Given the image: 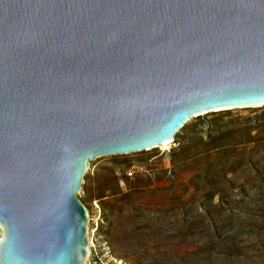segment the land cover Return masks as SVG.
Here are the masks:
<instances>
[{
    "label": "water",
    "instance_id": "95a60500",
    "mask_svg": "<svg viewBox=\"0 0 264 264\" xmlns=\"http://www.w3.org/2000/svg\"><path fill=\"white\" fill-rule=\"evenodd\" d=\"M264 107V0H0V264H85L91 161Z\"/></svg>",
    "mask_w": 264,
    "mask_h": 264
},
{
    "label": "rangeland",
    "instance_id": "374dc122",
    "mask_svg": "<svg viewBox=\"0 0 264 264\" xmlns=\"http://www.w3.org/2000/svg\"><path fill=\"white\" fill-rule=\"evenodd\" d=\"M260 124L264 107L208 113L191 119L166 149L91 161L78 195L87 210L93 246L85 264H181L183 254L197 247L216 253L254 249L256 234L250 223L256 222L246 207H240L245 216L233 222L234 242L199 243L197 238L187 240L186 234L210 235L201 208L217 215V197L211 193L218 191L224 175L230 179L226 186L233 188L222 207L239 208L234 203L242 200L239 187L252 181L247 174L230 176V171L238 168L240 154L256 143ZM190 221L189 229L184 224ZM232 258L192 264H237Z\"/></svg>",
    "mask_w": 264,
    "mask_h": 264
},
{
    "label": "trees",
    "instance_id": "16d2710c",
    "mask_svg": "<svg viewBox=\"0 0 264 264\" xmlns=\"http://www.w3.org/2000/svg\"><path fill=\"white\" fill-rule=\"evenodd\" d=\"M262 119V118H261ZM258 118L256 119L257 122ZM224 127L219 129L223 130ZM257 128L260 132L256 134V143L253 147L249 148L244 153H241V160L239 159V166L236 170L230 171V176L235 175H249L251 184L245 186L243 184L239 189V195L242 196V200L236 201L234 203L238 204L239 208L227 209L223 206L224 198L228 192L231 193L233 186L231 184L229 187L230 179L227 176L222 177V181L219 184L218 191L211 193V196L217 197V203L215 208H217V215L211 216L208 211L201 208V211L206 219L207 226L209 228V236L206 234H195L189 232L186 234L187 240H196L200 243V240L206 239L207 242L213 243H224L228 244L235 241L236 232L234 231L233 222L242 219L245 214L240 212V207H246L247 215L250 219H254L256 224H251V232L256 234L255 248L252 250L242 251L241 249H236V253H232L231 249H224L219 253L213 252V250L208 249L206 246L197 247V250L193 252H186L183 254L181 259V264H192L197 261L203 262H226L228 258L232 257V260L236 261L237 264H264V138H259L264 134V125H258ZM218 130V131H219ZM219 131V132H220ZM231 178V177H229ZM246 198V199H245ZM247 201H245V200ZM191 221L185 223L187 228H191ZM240 230V229H237ZM191 231V230H190Z\"/></svg>",
    "mask_w": 264,
    "mask_h": 264
},
{
    "label": "bare ground",
    "instance_id": "6f19581e",
    "mask_svg": "<svg viewBox=\"0 0 264 264\" xmlns=\"http://www.w3.org/2000/svg\"><path fill=\"white\" fill-rule=\"evenodd\" d=\"M170 144H171V141H169V143H167V144L160 145L158 148L166 149V148H168V146H169ZM87 241H88L89 248L91 249V247H92V243L90 242L89 234H87ZM86 262H87V261H86Z\"/></svg>",
    "mask_w": 264,
    "mask_h": 264
},
{
    "label": "built area",
    "instance_id": "2783aa9c",
    "mask_svg": "<svg viewBox=\"0 0 264 264\" xmlns=\"http://www.w3.org/2000/svg\"><path fill=\"white\" fill-rule=\"evenodd\" d=\"M127 176L128 177H131L132 176V172L131 171H129L128 173H127ZM93 247V246H92ZM90 257V256H89ZM89 259V258H88Z\"/></svg>",
    "mask_w": 264,
    "mask_h": 264
}]
</instances>
